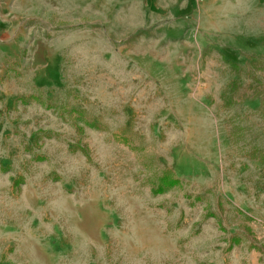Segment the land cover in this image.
Returning <instances> with one entry per match:
<instances>
[{"label":"rangeland","instance_id":"1","mask_svg":"<svg viewBox=\"0 0 264 264\" xmlns=\"http://www.w3.org/2000/svg\"><path fill=\"white\" fill-rule=\"evenodd\" d=\"M0 264H264V0H0Z\"/></svg>","mask_w":264,"mask_h":264},{"label":"trees","instance_id":"2","mask_svg":"<svg viewBox=\"0 0 264 264\" xmlns=\"http://www.w3.org/2000/svg\"><path fill=\"white\" fill-rule=\"evenodd\" d=\"M229 63L232 65L237 66L235 62H232L229 60ZM182 182V180L178 177H175L171 171L166 170L163 172V175L159 179V183L157 188L154 190L156 193H164L169 188L175 187L179 185ZM239 241V239H234V242Z\"/></svg>","mask_w":264,"mask_h":264}]
</instances>
